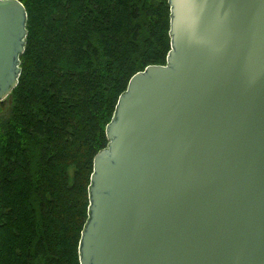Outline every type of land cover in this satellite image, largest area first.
<instances>
[{
	"label": "water",
	"instance_id": "95a60500",
	"mask_svg": "<svg viewBox=\"0 0 264 264\" xmlns=\"http://www.w3.org/2000/svg\"><path fill=\"white\" fill-rule=\"evenodd\" d=\"M170 50L134 73L93 157L79 264H264V0H167ZM27 14L0 0V102Z\"/></svg>",
	"mask_w": 264,
	"mask_h": 264
},
{
	"label": "trees",
	"instance_id": "16d2710c",
	"mask_svg": "<svg viewBox=\"0 0 264 264\" xmlns=\"http://www.w3.org/2000/svg\"><path fill=\"white\" fill-rule=\"evenodd\" d=\"M19 1L20 74L0 102V264H79L93 157L129 78L165 64L169 5Z\"/></svg>",
	"mask_w": 264,
	"mask_h": 264
},
{
	"label": "rangeland",
	"instance_id": "374dc122",
	"mask_svg": "<svg viewBox=\"0 0 264 264\" xmlns=\"http://www.w3.org/2000/svg\"><path fill=\"white\" fill-rule=\"evenodd\" d=\"M7 109H8V106L6 104H4L3 107L1 108L0 113H2V115H3L2 117L3 118H5V116L7 115Z\"/></svg>",
	"mask_w": 264,
	"mask_h": 264
}]
</instances>
